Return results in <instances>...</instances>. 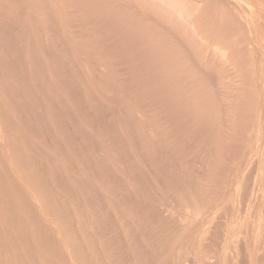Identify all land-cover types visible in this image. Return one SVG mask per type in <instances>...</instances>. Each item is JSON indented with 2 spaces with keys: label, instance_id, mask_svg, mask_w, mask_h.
<instances>
[{
  "label": "rangeland",
  "instance_id": "374dc122",
  "mask_svg": "<svg viewBox=\"0 0 264 264\" xmlns=\"http://www.w3.org/2000/svg\"><path fill=\"white\" fill-rule=\"evenodd\" d=\"M263 6L0 0V264H264Z\"/></svg>",
  "mask_w": 264,
  "mask_h": 264
},
{
  "label": "bare ground",
  "instance_id": "6f19581e",
  "mask_svg": "<svg viewBox=\"0 0 264 264\" xmlns=\"http://www.w3.org/2000/svg\"><path fill=\"white\" fill-rule=\"evenodd\" d=\"M256 3V2H255ZM258 6H259V4H258ZM261 6V5H260ZM264 7V6H263ZM255 13V12H254ZM258 13V12H257ZM264 14V13H263ZM258 17V16H257ZM256 17V18H257ZM263 18V17H262ZM181 19V18H180ZM250 19V18H249ZM262 20H264V19H262ZM255 22V21H254ZM264 22V21H263ZM253 24V23H252ZM261 25H263V24H261ZM255 26V25H254ZM255 29V28H254ZM260 29V28H259ZM257 31V30H256ZM263 36V35H262ZM264 45V44H263ZM151 104V103H150ZM259 117V116H258ZM260 133V132H259ZM259 138V137H258ZM207 140V139H206ZM242 148V147H241ZM250 148V147H249ZM240 149V148H239ZM212 150V149H211ZM237 155V154H236ZM219 158V157H218ZM151 167V166H150ZM249 172V171H248ZM229 176V175H228ZM231 177V176H230ZM201 180V179H200ZM239 180H240V178H239ZM240 184V183H239ZM256 186V185H255ZM244 190V189H243ZM258 190V189H257ZM244 192V191H243ZM241 194V193H240ZM242 195V194H241ZM253 199V198H252ZM236 201V200H235ZM241 201V200H240ZM241 206V205H240ZM226 209V208H225ZM260 209V208H259ZM191 214V213H190ZM256 216V215H255ZM242 217V216H241ZM234 223V222H233ZM246 225V224H245ZM237 228V227H236ZM257 233V232H256ZM251 241V240H250ZM243 243V242H242ZM234 244V243H233ZM227 246V245H226ZM262 247V246H261ZM231 249V248H230ZM247 254V253H246ZM245 256V255H244ZM251 262V261H250ZM261 263V262H260Z\"/></svg>",
  "mask_w": 264,
  "mask_h": 264
}]
</instances>
